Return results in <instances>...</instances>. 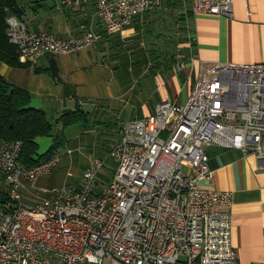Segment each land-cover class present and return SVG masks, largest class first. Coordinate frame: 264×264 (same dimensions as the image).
<instances>
[{"label":"built area","instance_id":"2783aa9c","mask_svg":"<svg viewBox=\"0 0 264 264\" xmlns=\"http://www.w3.org/2000/svg\"><path fill=\"white\" fill-rule=\"evenodd\" d=\"M45 1L68 9L92 4L114 35L157 0ZM181 1L195 16L233 17L234 0ZM8 25L21 63L74 54L99 41L93 25L70 39L30 31L16 18ZM194 63L192 58L191 71ZM198 69L186 104L166 100L151 115L122 125L111 149L117 169L101 193L95 190L105 163L98 159L79 188L42 189L50 195L40 204L23 203L25 183L35 188L60 157L26 168L19 160L23 143L0 140V264H239L227 211L230 193L211 187L205 148L254 155L264 170V62L207 67L199 61Z\"/></svg>","mask_w":264,"mask_h":264},{"label":"crops","instance_id":"0c3cea01","mask_svg":"<svg viewBox=\"0 0 264 264\" xmlns=\"http://www.w3.org/2000/svg\"><path fill=\"white\" fill-rule=\"evenodd\" d=\"M21 7L25 12L21 20L30 31H46L70 39L84 34L93 25L99 36L93 48L70 55L45 56L27 69L11 68L0 62V75L10 84L28 91L31 106L43 111L47 118L52 115L56 122L66 112L81 111L87 128L81 129L79 137L75 138L78 149L86 144L115 143L119 138L120 121L132 120L133 111L128 114L125 106L138 107L137 120L151 115L155 107L166 100L186 104L195 86L199 61L205 62L207 67L217 63L255 65L264 62V0H234L232 18L195 16L190 12L189 16H184V37L174 43L175 38H172L162 48L156 47L157 38L154 39V50L173 49L157 53L161 55L155 62L147 59L146 53H140L143 46L140 27L137 33L136 27L130 26L110 35L92 4L68 9L59 7L55 1L21 0ZM147 18L141 20L144 24L141 27L151 23ZM137 36L139 54L130 70L135 76L127 81L114 80L107 57H113V66L123 64L121 50L130 48ZM192 58L195 59L193 71ZM53 61L59 82L45 71L52 67ZM180 63L184 68L179 67ZM95 68H101L100 75ZM105 74H111L109 80L106 76L101 78ZM134 82L141 90L130 94L124 87ZM127 95L129 100L123 102ZM53 118L48 120L52 122ZM60 128L59 125L58 130ZM37 144L42 154L38 152L36 158L50 149L53 138H39ZM205 154L214 174L211 187L230 193L227 211L231 215L232 244L239 264H264V170L254 155H244L239 150L209 146ZM90 164L83 169L86 171ZM82 173L75 178V188L81 185ZM97 193L101 191L97 189Z\"/></svg>","mask_w":264,"mask_h":264},{"label":"rangeland","instance_id":"374dc122","mask_svg":"<svg viewBox=\"0 0 264 264\" xmlns=\"http://www.w3.org/2000/svg\"><path fill=\"white\" fill-rule=\"evenodd\" d=\"M47 2V1H46ZM187 7L189 8V2L186 3ZM190 12H185V5L181 0H173L172 5H167L165 0H157L155 2V5L152 7V9L143 14L142 16L137 17L133 23L131 24L132 27H136L135 32L137 33L138 30H140V37L143 39V42L140 44H143L141 46L140 53H146L147 59L149 60H158L157 53H164V52H170V50L173 49H165L166 51H159L160 49L165 46V44L170 43L171 39L175 38L173 40V43L178 40L179 37H184L185 28H186V22L184 21V16H189ZM149 17V18H147ZM143 18H147L146 21H151V23L147 24L146 27H141L143 23H141V20ZM144 25V24H143ZM149 25V27H148ZM137 27H140L137 30ZM135 40L134 44L128 47H123L121 50V54L124 63L123 64H116L112 65L111 62L114 61L113 57H107L108 62L112 66L111 72L114 75V80L117 81H127L128 79H131L132 76H135L133 71H130L132 69V65H135L136 57L139 54V51H137V44L136 43L139 40V36L134 37ZM157 38V49L152 48V44L155 42L154 39ZM163 41L165 43H163ZM130 43V42H128ZM132 44V42H131ZM156 53H153V52ZM133 53V55H132ZM153 55L152 59L150 58V55ZM130 61V62H129ZM94 71L98 75L101 74V68H95ZM106 76V79H110L111 74H105L102 75ZM123 79V80H122ZM124 88L127 89V92L132 94L137 92H140L141 88L140 86L136 85V83H132L131 85L125 86ZM130 96L127 95L126 98L122 99L123 102H126V100H129ZM118 101H120L118 99ZM122 103V102H121ZM127 104V103H126ZM127 113L133 111L132 120H135L137 117V111L138 107L136 106L133 108L132 105L125 106ZM143 110L140 112L141 116ZM147 116V115H146ZM48 118H53L52 115H48ZM130 120V121H132ZM52 123L54 124V130H58V126L60 125V129L62 130L61 124L56 125L55 120L53 118ZM126 122L120 121L119 125L122 127V125ZM63 137L66 141V144L61 147L56 155L60 157V162L58 166L49 174L41 176L38 179L37 185L35 188H32L29 184L25 183V189L21 191V200L23 203L29 205V206H37L41 203V198L48 197L50 194L41 192L42 189H47L49 191L57 190L65 186H72L74 187V181L76 176H78L80 173L83 176L84 174V166L90 163H93L95 160H104L105 166L101 171L98 173L97 176V189L101 192H103L106 187L109 185L111 178L113 177L115 170L117 169V162L115 158L111 155V149L114 145V143H97L93 146H89L88 144L84 145L81 149H78L75 147V138L79 137L81 133V129L78 125L68 126L65 129H63ZM167 132H162L161 137L166 138ZM119 141L121 139V134L119 132L118 136ZM50 138V137H45ZM116 141V142H117ZM71 149L73 151L72 154H69L68 151ZM42 154V148H38L37 153ZM91 165V164H90ZM75 188V187H74Z\"/></svg>","mask_w":264,"mask_h":264},{"label":"trees","instance_id":"16d2710c","mask_svg":"<svg viewBox=\"0 0 264 264\" xmlns=\"http://www.w3.org/2000/svg\"><path fill=\"white\" fill-rule=\"evenodd\" d=\"M165 1L167 5L173 4V0ZM24 15L21 0H0V62L11 68L27 69L32 66L30 63L20 62L17 48L10 43L7 35L8 19L16 18L20 21ZM45 71L59 82L57 66L54 61L52 67ZM35 72L39 73L40 71L35 70ZM83 119L81 111L76 110L64 113L55 124H61L63 129L73 125L85 129L87 125ZM63 129L54 130V124L48 120L46 114L31 106L30 93L10 84L0 75V140L23 143L19 160L24 167L32 168L55 156L57 151L66 144ZM45 137L53 138V144L45 154L36 158L37 140Z\"/></svg>","mask_w":264,"mask_h":264}]
</instances>
